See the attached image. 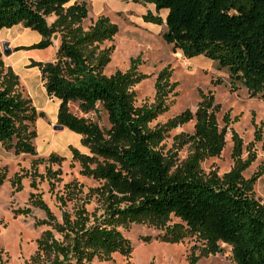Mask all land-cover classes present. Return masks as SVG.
<instances>
[{"label":"trees","instance_id":"trees-1","mask_svg":"<svg viewBox=\"0 0 264 264\" xmlns=\"http://www.w3.org/2000/svg\"><path fill=\"white\" fill-rule=\"evenodd\" d=\"M72 0H0V31L22 25L37 32L41 40L30 49L46 50L59 45L54 61L33 63L41 73L48 97L59 103L57 125L79 134L89 154L70 147L72 161L78 162L80 174L100 185L84 194L78 182L67 184L57 195L61 218H57L37 196L32 204L43 210L46 219L37 226H47L37 240V251L28 264H92L95 259L110 261L113 254L125 257L133 253L129 239L121 228L147 225L162 231L157 238L175 244L196 237L201 247L191 248L188 264H198L201 257L217 255L221 244L231 247L235 264H264V203L255 197L256 182L264 175V162L250 179L243 173L256 161L255 142L262 141V128L257 127L255 140L248 146L243 159V140L229 129L225 116L220 129L211 92H199L197 110H190L155 129L149 124L168 112V97L178 84L171 81L173 70L162 69L155 82V102L137 107L130 89L147 78L139 72L140 59H131L126 72L117 70L112 76L104 71L111 62L114 48L101 46L113 41L118 27L107 17H99L85 29L89 17L85 2ZM153 5L143 19L158 26L166 24L163 40L174 52L187 59L204 56L227 69L231 90L240 83L250 99L264 102V0H133ZM161 11H167L163 18ZM55 17L52 23L48 18ZM23 47L16 48L19 51ZM77 103L79 110L97 113L101 107L107 114L109 129L70 110ZM38 112L19 90L18 77L6 69L0 52V143L16 155H36L37 133L32 125ZM195 120L193 134L174 138V148L190 149L188 158L176 165L159 149L169 131ZM228 131L232 133L234 165L219 176L212 171L204 174L200 164L221 155ZM264 147V145H263ZM65 158L51 154L39 163L61 166ZM6 168H0V184ZM61 169H47L46 175L32 173L36 179L61 180ZM23 175L16 174L12 186L21 189ZM99 208L92 213L87 205L93 201ZM72 204L69 210L68 205ZM29 214L30 209L18 210ZM101 212V214H99ZM180 222L171 225L172 218ZM144 241L151 240L144 237ZM199 250V254L196 251ZM0 264H5L0 256Z\"/></svg>","mask_w":264,"mask_h":264},{"label":"rangeland","instance_id":"rangeland-1","mask_svg":"<svg viewBox=\"0 0 264 264\" xmlns=\"http://www.w3.org/2000/svg\"><path fill=\"white\" fill-rule=\"evenodd\" d=\"M74 2H85L89 9V17L83 23L88 29L99 17H107L118 27V33L113 41L104 43L101 47H113L111 62L104 73L112 76L117 70L126 72L130 67L131 59H140L139 72L147 75V78L134 85L130 91L134 95L137 107L151 106L155 102V82L158 73L165 67L173 70L171 81L178 86L167 100L170 105L168 112L160 115L149 124V128L155 129L165 125L169 120L179 114L190 110L196 112L200 102L199 92H211L215 98V104L220 105L217 113V122L222 129L225 126L224 118L229 116L231 125L229 129L235 131L243 140V159L248 154V146L255 140L257 127L262 128V141L255 142L254 151L256 161L243 173L246 179H250L264 162V102L259 99H250L243 85L238 83L236 90H231L230 78L227 69H221L218 64L204 56L187 59L180 52H174L162 38L167 31L166 24L161 26L145 22L143 16L148 12L156 13L152 5L134 3L133 0H72ZM167 11H161L163 18ZM55 17L48 18L52 23ZM41 36L22 25L0 31V52L6 69L18 77L19 90L23 96L30 99L32 105L42 111H47L49 118H37L32 127L37 133L34 140L36 155H16L14 151L5 150L0 143V168H6L5 178L0 184V256L5 264H28L37 251V240L42 233L49 229L47 226H37L38 221L46 219L43 210L32 204V195L37 194L50 211L61 218V207L56 200L57 195H62L67 184L78 182L82 185L83 193H88L90 188L98 187L100 184L92 178L80 174L81 167L78 162L72 161L70 147L81 153L89 154V150L82 146L79 134L68 129L54 130L50 118L55 110L57 101L48 100L46 91L41 80L38 67H31L33 63H47L52 61L56 51L54 48L46 50L30 49L37 44ZM9 43L11 54L4 56L2 44ZM23 47L19 51L16 48ZM70 110L79 117L90 119L99 124L103 129H109L110 124L105 111L98 108L97 113H82L77 103H70ZM195 120L174 128L168 132L167 137L159 146L164 156L172 159L176 165L185 161L190 149L185 146L177 151L174 148V138L182 133L193 134ZM225 147L218 157H210L201 162V171L208 174L212 171L222 176L228 173L233 165L232 158L233 141L232 133L226 135ZM51 154L65 158L61 166L56 164L39 163L32 168V162L37 159H48ZM53 171L61 169V180H53L52 187L48 180L38 177L37 187L32 183V173L36 172L46 175L47 169ZM16 174L23 175L21 178V189L12 186ZM255 197L264 203V175L256 182ZM68 205V209L72 208ZM99 208L94 200L87 205V210L92 213ZM30 209L31 213H18V210ZM101 214V212H99ZM172 218L171 225L179 223ZM124 237L130 240L133 253L128 256L113 254L110 261H99L95 259L92 264H188V257L193 246L201 247L202 243L196 237H188L175 244L161 242L157 237L162 231L147 225L134 224L129 229L121 228ZM144 237H150L146 242ZM222 251L217 255L201 257L198 264H235L232 259L231 247L221 244ZM199 250L196 251L198 255Z\"/></svg>","mask_w":264,"mask_h":264},{"label":"crops","instance_id":"crops-1","mask_svg":"<svg viewBox=\"0 0 264 264\" xmlns=\"http://www.w3.org/2000/svg\"><path fill=\"white\" fill-rule=\"evenodd\" d=\"M152 8H154V6L152 5ZM58 45H59V38L57 37V39H54V45L51 47V48H54L55 51H57V48H58ZM55 59V56L53 55V58H52V61H54ZM47 96V99L50 101V100H55L57 101L56 103V107H55V110L54 112L52 113L51 115V120H50V123L52 124V126H55L57 125V115H58V109H59V101L57 99H52L50 97H48V95L46 94ZM38 112H44L46 114V116L49 118V114L47 111H42V110H39L38 108H36ZM66 128H64L63 130H65ZM81 138V136H79Z\"/></svg>","mask_w":264,"mask_h":264},{"label":"water","instance_id":"water-1","mask_svg":"<svg viewBox=\"0 0 264 264\" xmlns=\"http://www.w3.org/2000/svg\"><path fill=\"white\" fill-rule=\"evenodd\" d=\"M54 39H57V36L54 37ZM2 53L4 56H9L11 54V50L9 48V43L8 42H4L2 44ZM64 127L61 125H55L54 126V130L58 131V130H63Z\"/></svg>","mask_w":264,"mask_h":264}]
</instances>
